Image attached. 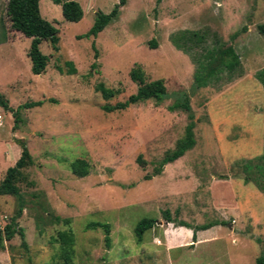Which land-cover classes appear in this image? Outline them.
<instances>
[{
    "label": "rangeland",
    "instance_id": "obj_1",
    "mask_svg": "<svg viewBox=\"0 0 264 264\" xmlns=\"http://www.w3.org/2000/svg\"><path fill=\"white\" fill-rule=\"evenodd\" d=\"M74 1L82 10L77 22L63 20L59 5L38 0L58 42L56 51L40 42L47 63L32 75L29 39L8 28L0 0V95L10 109L0 108V180L21 145L31 158L16 183L22 237L3 238L17 201L0 196V264H63L51 239L67 230L69 264H254L264 254V36L256 30L264 24V0H125L95 38L82 35L95 13L107 14L117 0ZM182 30L203 33L204 48L214 39L230 46L238 72L194 87L193 64L169 41ZM134 67L145 82L162 80L167 98L105 112L104 105L135 92L128 77ZM99 83L115 95L102 99L94 90ZM184 98L189 111L169 109ZM188 115L192 147L153 175L183 137ZM75 159L87 164L83 178L69 171ZM165 211L194 231L218 224L195 231L194 245L191 230L166 223ZM143 217L154 224L137 242L132 229ZM89 222L109 226L108 247L100 228L84 229ZM185 233L178 248L165 242Z\"/></svg>",
    "mask_w": 264,
    "mask_h": 264
},
{
    "label": "trees",
    "instance_id": "obj_2",
    "mask_svg": "<svg viewBox=\"0 0 264 264\" xmlns=\"http://www.w3.org/2000/svg\"><path fill=\"white\" fill-rule=\"evenodd\" d=\"M53 4L59 5L60 14L63 20L67 22H77L82 17V10L78 3L74 0H50ZM159 1V0H157ZM125 3V0H117V3L113 5L111 10L107 14L95 13V18L92 25L82 37L95 38L96 35L106 26V24L114 19ZM5 14L8 21V28L11 31L20 33L23 37L29 39V45L26 50V57L29 62V72L32 75H39L44 72L47 57L42 55L38 49L40 42H46L51 51H56L58 36L57 30L47 21L40 17L38 10V0H6ZM257 32L264 36V24H260L256 27ZM171 45L182 54L186 55L193 64L192 83L196 88H203L213 82H217L223 73H226L227 78L233 72H238L239 62L238 57L230 46H224L218 40L214 39L213 43L207 48H204L205 36L201 32L182 30L173 33L169 36ZM155 44L150 43V47H154ZM199 49V50H197ZM96 53L94 51V57ZM69 73H73L71 65L68 63ZM129 79L136 85V90L133 94L129 95L123 102L114 104L113 106L104 105L102 109L105 112L121 111L127 108L129 105L136 104L145 100L152 99L155 102H160L167 98L165 87L162 80L157 79L149 82L144 81L143 72L138 68H132L128 73ZM260 82L264 88V77L260 78ZM94 90L98 92L102 99L107 100L115 95V91L105 88L101 83L95 85ZM39 105V102H35L32 106ZM0 108L4 111H9L6 101L0 95ZM181 108L182 110L189 111L186 98L181 102L174 103L169 109ZM15 120H17V113H14ZM189 122L184 128L183 137L178 140L173 150L164 154L158 163V168L154 169V174L157 175L160 172V168L165 164L171 163L174 160L181 157L186 150L193 145V123L191 116L188 115ZM139 163L140 160L137 159ZM31 164V158L26 148L21 145L18 158L14 161L13 165L6 168L4 176L0 180V196L11 195L16 198L17 211L15 215L5 224L2 228L3 238L10 240L15 233L22 237L21 230L17 227L15 218L19 217L21 212L22 200L19 195V190L16 183L22 177V169ZM70 173L77 177L83 178L87 175V164L84 160L75 159L69 163ZM163 219L166 223H173L175 226L184 227L191 230V242L195 241L194 234L197 230H206L218 223H210L197 227L194 231L183 221H173L168 213H163ZM58 222V218L54 219ZM64 224H67V220H61ZM154 224V220L151 218H140L133 226L132 233L137 242L141 240L143 233L150 229ZM100 228L104 234V245L108 247L109 238V226L106 223L89 222L85 224V230H94ZM53 243H56L59 248V257L62 259L63 264H69L71 255V247L73 245V236L69 230L57 232L55 237L51 239ZM1 242V237H0ZM23 245V243H21ZM254 264H264V254L255 258Z\"/></svg>",
    "mask_w": 264,
    "mask_h": 264
},
{
    "label": "crops",
    "instance_id": "obj_3",
    "mask_svg": "<svg viewBox=\"0 0 264 264\" xmlns=\"http://www.w3.org/2000/svg\"><path fill=\"white\" fill-rule=\"evenodd\" d=\"M5 3H6V0H5ZM8 22V21H7ZM8 26H9V24H8ZM13 32H15V31H13ZM15 33H17L18 34V32H15ZM18 35H21L20 33L18 34ZM178 230H182L183 228H177ZM186 229V228H185ZM188 231V230H187ZM202 231H205V230H202ZM202 231H200L198 234H201L202 233ZM180 232V231H179ZM181 232H183V231H181ZM180 232V234L182 235V234H184V233H181ZM185 232H186V230H185ZM183 239H178L176 236L175 237H170V236H168V237H166V243L168 244V246H173L172 248H178L179 247V243L177 244L176 242H181V241H186L187 240V235H186V233H185V235H183ZM199 243V240H196L195 241V243H194V245L195 244H198Z\"/></svg>",
    "mask_w": 264,
    "mask_h": 264
}]
</instances>
